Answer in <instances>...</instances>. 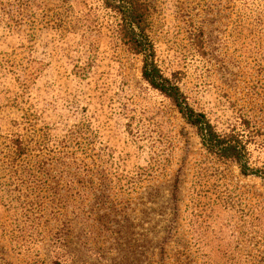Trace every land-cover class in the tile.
Instances as JSON below:
<instances>
[{
	"label": "rangeland",
	"instance_id": "rangeland-1",
	"mask_svg": "<svg viewBox=\"0 0 264 264\" xmlns=\"http://www.w3.org/2000/svg\"><path fill=\"white\" fill-rule=\"evenodd\" d=\"M141 1L164 74L264 172V0ZM141 65L101 0H0V147L65 143L47 176L26 167L22 209L0 184V264H264L263 179L209 154Z\"/></svg>",
	"mask_w": 264,
	"mask_h": 264
},
{
	"label": "trees",
	"instance_id": "trees-1",
	"mask_svg": "<svg viewBox=\"0 0 264 264\" xmlns=\"http://www.w3.org/2000/svg\"><path fill=\"white\" fill-rule=\"evenodd\" d=\"M101 5L115 18V32L129 51L141 57V76L152 88L158 90L173 103L181 117L194 128L201 145L209 153L221 159L236 162L241 173L260 176L264 181V172L248 165L246 147L239 134L220 133L205 112L190 105L181 88L164 74L156 60V49L149 34V6L141 0H101ZM44 130V131H43ZM45 127L36 129L24 136L23 133H11L2 136L0 147V167L5 171L9 182L2 181L3 191L13 194L15 209H22L29 201L21 199L17 192L26 181L23 175H31L27 166L33 161L35 170L47 176L49 164L54 158H61L65 152L61 148L56 152L49 149L45 139L48 137ZM46 151V152H45ZM17 180V181H16ZM20 180V181H19ZM15 186L10 188L12 184ZM29 187V186H28ZM38 188V185L33 186ZM27 188V187H26Z\"/></svg>",
	"mask_w": 264,
	"mask_h": 264
}]
</instances>
